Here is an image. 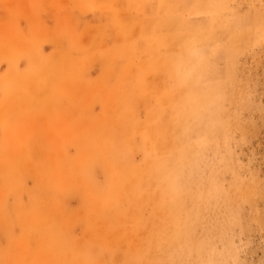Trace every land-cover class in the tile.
I'll list each match as a JSON object with an SVG mask.
<instances>
[{
    "label": "rangeland",
    "instance_id": "obj_1",
    "mask_svg": "<svg viewBox=\"0 0 264 264\" xmlns=\"http://www.w3.org/2000/svg\"><path fill=\"white\" fill-rule=\"evenodd\" d=\"M173 1L0 0V264H264V0Z\"/></svg>",
    "mask_w": 264,
    "mask_h": 264
},
{
    "label": "bare ground",
    "instance_id": "obj_2",
    "mask_svg": "<svg viewBox=\"0 0 264 264\" xmlns=\"http://www.w3.org/2000/svg\"><path fill=\"white\" fill-rule=\"evenodd\" d=\"M125 1H127V0H123V2H125ZM132 1H134V2H136L135 3V5H136V7L134 8L135 9V11L137 12V13H139V15L142 17V18H148V22H149V26H150V29L152 30V29H156L157 30V28L158 27H160V26H162V25H164V23H166V24H168L169 22H171V21H174V20H177V22H178V19L176 18V19H174V15L172 14V6H173V4H174V1L173 0H132ZM82 2H83V4L85 5V6H87V8H89L90 10H92V11H95V10H97L98 9V5H97V3H96V0H82ZM128 3V2H127ZM84 7V6H83ZM130 8V7H129ZM86 11V10H85ZM101 12V11H100ZM113 13H115V12H113ZM108 14H110V13H108ZM112 15V14H111ZM139 16V17H140ZM99 18V17H98ZM174 19V20H173ZM179 20H180V18H179ZM185 20V19H184ZM177 22H175V23H177ZM183 22V21H182ZM172 23V22H171ZM174 22H173V25L172 26H174V24H175ZM101 24V23H100ZM184 24H186V23H184ZM88 25H89V23H88ZM90 25H92V24H90ZM171 25V24H170ZM176 25H178V23L177 24H175V28H176V30L178 29V26H176ZM183 25V24H182ZM164 26H168V25H164ZM180 26V25H179ZM86 27V26H85ZM180 27H182V26H180ZM179 27V28H180ZM161 28H165V27H161ZM186 29H183V31L184 30H187L188 31V29H187V27H185ZM101 29H103V28H101ZM177 31H180V29H178ZM182 31V32H183ZM190 31V30H189ZM192 31V30H191ZM196 32V31H195ZM194 32V33H195ZM185 33H187V32H184V34ZM192 33V32H191ZM153 34V33H152ZM188 34V33H187ZM156 35L157 34H155V37H156ZM197 35V34H196ZM168 36V35H167ZM152 37V36H151ZM155 37H153V38H155ZM157 37H158V35H157ZM180 37V36H179ZM165 38H167V37H165ZM165 38H163L162 40H161V38L160 39H158V41H163ZM177 38V37H176ZM152 39V38H151ZM172 39H173V37H172ZM181 40V37L177 40V41H180ZM185 40V39H184ZM150 41V40H149ZM156 41V40H155ZM157 41V42H158ZM160 42V43H161ZM166 43L167 42V39H166V41H163V43ZM182 42V41H181ZM184 42H186V41H184ZM150 43V42H149ZM162 43V44H163ZM141 47L142 48H144L147 52H149L150 53V56H151V59L149 60V62L147 63V64H144V65H142V68L143 69H146V68H150V67H152V66H156V65H161L162 66V69H163V71H164V73L165 74H170L174 79H176V80H179L180 82H182L183 84H185V82H186V79H187V75L185 74V72H184V69L186 68V66H187V58H189L188 57V53H187V47H185L186 45L184 44H182V48H181V51H180V54H179V56L177 57V58H168L166 55H158V53L157 54H155L153 51H152V47H150L151 45L150 44H148V41L147 40H143L141 43ZM155 45V44H154ZM159 45V44H158ZM157 45V46H158ZM160 47V46H159ZM142 48H140V49H142ZM156 48V47H155ZM142 51V50H141ZM156 51V50H155ZM147 56H149V55H147ZM149 56V57H150ZM155 59H161V60H164V61H161V60H159V61H155ZM160 63H164V64H166V65H163V64H160ZM188 65H189V63H188ZM197 65V64H196ZM190 67V66H189ZM197 67H198V65H197ZM191 68V67H190ZM202 68V67H201ZM192 69V68H191ZM188 72V71H187ZM204 72V71H203ZM189 73V72H188ZM205 73V72H204ZM209 73V72H208ZM199 74H198V72H196V74L194 75L195 76V78H197V76H198ZM205 75V74H204ZM203 75V76H204ZM177 88H178V85H175L172 89H171V91H176L177 90ZM154 134H152V133H149L148 134V141L149 142H154V143H157V141H155L154 140V136H153ZM146 136V135H145ZM153 145V144H152ZM196 158V157H195ZM139 257V256H138Z\"/></svg>",
    "mask_w": 264,
    "mask_h": 264
},
{
    "label": "crops",
    "instance_id": "obj_3",
    "mask_svg": "<svg viewBox=\"0 0 264 264\" xmlns=\"http://www.w3.org/2000/svg\"><path fill=\"white\" fill-rule=\"evenodd\" d=\"M76 1H78V3L80 4V9H82L83 11H90V12H94V11H92V10H90L89 8H87V6H85L84 4H83V2H82V0H76ZM80 1V2H79ZM84 6V7H83ZM127 10V9H126ZM129 13L130 14H136V15H138V19H139V13H137V12H135V11H129ZM184 14H186V16L188 15V16H192L191 14L189 15V13H184ZM198 15H200V14H197V15H193V16H198ZM187 18V17H186ZM138 19L136 20V21H138ZM202 20H193V22H190V23H194V22H201ZM128 23H132V24H130V25H127V26H129V28L130 29H133V28H135V27H133V28H131V26H134V24L135 23H137V22H135V21H128V22H118V24H117V29H118V31L120 32V25L121 24H124V25H126V24H128ZM190 23H187L188 25L190 24ZM127 26H124L125 27V32H129L130 31V29L127 27ZM121 45V44H120ZM119 45V46H120ZM119 48V47H118ZM115 50V49H114ZM118 50V49H117ZM147 75H152V73H146V75L145 76H147ZM154 75V74H153ZM158 77V76H157ZM159 79V78H158ZM160 79H162L161 78V76H160Z\"/></svg>",
    "mask_w": 264,
    "mask_h": 264
}]
</instances>
